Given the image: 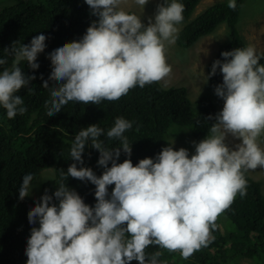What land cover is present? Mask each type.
<instances>
[{"label": "clouds", "instance_id": "9594fccd", "mask_svg": "<svg viewBox=\"0 0 264 264\" xmlns=\"http://www.w3.org/2000/svg\"><path fill=\"white\" fill-rule=\"evenodd\" d=\"M145 6L148 0H136ZM97 17L79 41L65 43L51 51V74L42 87L49 89L45 102L47 116L53 117L71 101L99 104L115 101L130 89L161 81L172 69L166 62L165 44L174 43L177 27L183 21L184 5L163 0L145 26L139 16L119 9L120 0H84ZM228 7L236 8V0ZM48 39L34 36L30 43L19 41L3 52L13 57L10 68L0 58V106L9 119L23 115V99L16 95L29 87L34 75H26L21 62L35 71L40 53ZM211 66L207 79L219 68L223 82L214 94L223 108L214 117L211 135L192 142L195 154L185 148L173 150L174 141L155 158H144L133 166L131 145L124 133L132 123L117 117L107 131L109 139L120 146L104 147L99 138L104 130L91 125L79 130L72 141L70 156L74 163L67 177L88 181L95 186L94 206L84 203L78 193L60 183L52 195H44L28 212L31 228L25 255L27 264H159L157 251L150 257L145 249L156 245L169 252L179 251L188 259L207 247L213 237L217 218L233 203L237 194L246 195L244 172L264 168V150L257 137L264 132V65L253 46L221 52ZM43 79V77H40ZM49 81L54 82L49 86ZM239 139L233 150L225 144L227 135ZM99 153L97 177L83 165L86 143ZM122 163H117L121 153ZM110 165V166H109ZM50 170H54L49 168ZM61 171L62 177L65 175ZM34 174L23 175L19 198L29 196ZM114 185L111 193L108 186ZM55 200V203L53 202Z\"/></svg>", "mask_w": 264, "mask_h": 264}, {"label": "trees", "instance_id": "16d2710c", "mask_svg": "<svg viewBox=\"0 0 264 264\" xmlns=\"http://www.w3.org/2000/svg\"><path fill=\"white\" fill-rule=\"evenodd\" d=\"M243 1L236 0L234 10L228 7L229 0L217 2L192 16L199 0H177L184 5L183 21L178 24L180 29L174 42L178 48H189L200 38L212 34L218 26H227L229 40L207 64V76L213 62L222 61L221 52L246 47L236 27ZM94 20L97 17L91 15L84 0H13L10 6L0 10V58L8 60L2 67L12 65L13 57L7 56L3 49L13 42L28 44L39 34L48 37L44 52L37 57L38 69L31 70L26 62L20 64L26 75L36 76L29 87L16 93L23 99L22 106L27 111L9 119L6 110L0 106V264H27V240L31 228L39 227L38 223L29 224L27 214L44 195L45 189L52 195L60 183H64L75 190L85 204L95 205V186L66 175L68 167L74 163L70 156L72 141L82 128L97 125L103 129L104 135L99 139L104 141V147L112 149L119 147L120 141L107 138V131L114 126L117 117L130 121L132 128L124 135L132 148L133 166L144 158L154 159L163 147L170 145L166 136L172 125L190 127L191 136L196 140L211 135L210 127L215 120L206 118L217 114L215 103L207 96H198L196 115L185 87L163 88L159 81L143 88L136 86L115 101L102 100L99 104L71 101L55 116H47L45 102L51 97L49 89L42 87L52 70L47 56L65 43L79 41ZM260 56L259 63L264 65V52ZM222 82L219 68L216 75L207 79L210 89ZM53 83L49 81V86ZM259 140L264 145V132ZM173 150L177 149L173 147ZM98 158L99 153L91 148L89 141L82 154L84 164L78 168H91L99 177L103 169L97 165ZM125 158L128 157L122 152L117 163H122ZM52 167L54 176L41 186L38 201L29 196L21 200L19 187L23 175L31 172L35 180L42 170ZM60 170L65 172L63 177ZM244 176L246 195L237 194L231 206L222 213L226 218L224 225L216 220V228L211 231L213 239L207 247L186 260L179 251L169 252L156 245L146 248V255L150 257L161 252L159 264H236L240 258L264 264V196L259 183L250 178L247 171ZM113 187L108 186L109 194ZM131 264H137V261Z\"/></svg>", "mask_w": 264, "mask_h": 264}, {"label": "rangeland", "instance_id": "374dc122", "mask_svg": "<svg viewBox=\"0 0 264 264\" xmlns=\"http://www.w3.org/2000/svg\"><path fill=\"white\" fill-rule=\"evenodd\" d=\"M227 0H199L192 16L202 12L207 7ZM13 0H0V10L10 6ZM160 0H148L145 6L139 5L136 0H120L119 9L133 12L139 16L141 22L147 26L149 18H153L156 13L157 5ZM237 30L246 44V47L253 46L257 55L264 52V0H244L240 7ZM177 30L180 25H176ZM229 40L228 29L225 24L218 28L210 35L200 38L191 47L186 49L178 48L174 43L164 42L166 62L171 66V73L159 81L163 88L185 87L187 96L191 103V109L197 115V102L200 96H207L217 107V113L223 108V100L214 94V89H210L207 85L206 66L214 58L219 49ZM190 87V88H189ZM199 96V97H198ZM263 133V132H262ZM261 133V134H262ZM260 137V136H259ZM257 137V144L264 150V145ZM167 141L177 150L185 148L189 152V157L195 154L192 142H200L191 136L190 127L183 125H172L168 130ZM241 143L239 139L234 138L230 134L225 139V144L234 149L236 144ZM51 169H54L53 167ZM247 174L250 178L259 183L261 193L264 196V168L248 169ZM54 176V170H42L33 181V187L29 197L38 201V194L41 186ZM219 222L224 225L226 218L220 215ZM236 264H255L246 258H240Z\"/></svg>", "mask_w": 264, "mask_h": 264}, {"label": "bare ground", "instance_id": "6f19581e", "mask_svg": "<svg viewBox=\"0 0 264 264\" xmlns=\"http://www.w3.org/2000/svg\"><path fill=\"white\" fill-rule=\"evenodd\" d=\"M190 88V87H189ZM187 95V94H186Z\"/></svg>", "mask_w": 264, "mask_h": 264}]
</instances>
